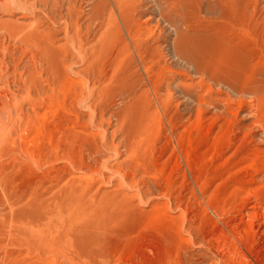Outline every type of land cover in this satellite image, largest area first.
Listing matches in <instances>:
<instances>
[{
	"label": "rangeland",
	"instance_id": "obj_1",
	"mask_svg": "<svg viewBox=\"0 0 264 264\" xmlns=\"http://www.w3.org/2000/svg\"><path fill=\"white\" fill-rule=\"evenodd\" d=\"M1 1L0 264H264V0Z\"/></svg>",
	"mask_w": 264,
	"mask_h": 264
},
{
	"label": "bare ground",
	"instance_id": "obj_2",
	"mask_svg": "<svg viewBox=\"0 0 264 264\" xmlns=\"http://www.w3.org/2000/svg\"><path fill=\"white\" fill-rule=\"evenodd\" d=\"M62 1H64V0H62ZM116 1V0H115ZM120 2L119 3H122L123 4V6H128L129 5V2H130V0H119ZM155 1V0H154ZM35 3V5L37 4V0H32V3ZM43 2V1H42ZM48 2H51L50 4V9H52L53 8V4H54V6H55V4H57V3H59V1L58 0H45V5L44 6H42L43 8H45V10H47V8H48V6H46V3H48ZM117 2H118V0H117ZM158 2H159V4H160V6L162 7V9H163V11L162 12H160V13H162V15L164 16V15H166L168 18H170V21H171V23H172V21L173 20H175V19H177V21H179V23H181V25H183L184 27H188V26H190L192 23H198V27L196 28V34H193V35H195L194 37H193V39H196V41L194 42V43H192V44H194V47H196V48H204V47H208V46H210L209 44H212V40H216V39H218L217 37H215V34H208V35H206L207 34V32H206V34L203 36V34H201V33H203L204 31H203V28L206 26V25H204V23H205V20H209V18H207V17H209V15H211V14H214L215 16H217V17H220V18H231V17H233L234 15H236V14H238L237 12H240L242 9L243 10H245V12L246 11H248V7H249V5L251 4V2H252V0H158ZM33 3V4H34ZM118 3V4H119ZM0 4L1 5H4V2H0ZM43 4V3H42ZM133 4V3H132ZM131 4V5H132ZM135 5H137V3H134ZM155 4H156V2H155ZM21 5L22 6H24L23 5V3H21ZM130 6V5H129ZM40 7V6H39ZM140 9L137 7L136 8V6L134 7V8H136V10L137 9H139V11L142 9V5H140ZM123 7H122V5H121V9H122ZM130 8H131V6L129 7V8H124L125 10H126V12H125V14L127 13V11L128 10H130ZM158 8V7H157ZM124 9L122 10L123 11V14H124ZM133 9V8H132ZM54 10V9H53ZM242 10V11H243ZM134 11V10H133ZM157 11V10H156ZM51 12H52V10H51ZM142 12V11H141ZM140 12V13H141ZM122 13V12H121ZM128 13H131V11H129ZM127 13V14H128ZM134 13V12H133ZM132 13V14H133ZM137 13V12H136ZM135 13V14H136ZM159 13V14H160ZM169 13V14H168ZM124 14V15H125ZM132 14H128V15H131L132 16V18H135V17H133V16H135V15H132ZM146 14V13H145ZM142 15H144V14H142ZM130 16V17H131ZM172 16V17H171ZM214 16V18H216ZM20 17V16H19ZM137 17V16H136ZM149 19H150V14H148V16H147ZM165 17V16H164ZM235 17V16H234ZM125 18V17H124ZM127 18V17H126ZM146 18V17H145ZM163 17H161V19H162ZM128 19H129V17H128ZM137 19V18H136ZM159 19V18H158ZM165 19H167L166 17H165ZM165 19H163V20H165ZM216 19H219V18H216ZM20 20V19H19ZM137 20H139V18L137 19ZM152 20V19H151ZM150 20V21H151ZM168 20L169 19H167L166 21L168 22ZM127 21V20H126ZM135 21V20H134ZM134 21H133V23H134ZM149 21V22H150ZM210 21H211V18H210ZM237 21V20H236ZM22 22V21H21ZM20 21H16V22H14V23H11V28H9V26L7 27V26H5V25H0V30H3L4 31V33H5V40H3L4 41V43H3V41H1L0 42V49H1V51H4L6 48V46L8 45V43H7V45L5 46V41H6V38L8 37L9 39H13V41L15 40H17V39H19L18 37H20V36H18L22 31H24L23 30V28L22 27H24V26H22L24 23H21ZM128 22V21H127ZM137 22V21H136ZM148 22V23H149ZM166 22V23H167ZM128 23H131V21L130 22H128ZM132 23V24H133ZM170 23V24H171ZM212 23V22H211ZM27 24V23H26ZM35 24V23H34ZM131 24V25H132ZM159 23L157 22V25H158ZM173 24H175L176 25V23L175 22H173ZM172 24V25H173ZM207 24V23H206ZM230 24V23H229ZM29 25V24H28ZM209 25V24H208ZM22 26V27H21ZM34 26V28L32 29L31 28V30H30V32L29 33H27L26 35L27 36H25V37H27V38H29V40L31 39V37H35L34 35L35 34H38L39 33V31L37 32V31H35V29L37 28V27H35V25H33ZM130 26V25H129ZM159 26V25H158ZM157 26V27H158ZM191 26H193V25H191ZM195 26H197V25H195L194 24V27ZM221 26V25H220ZM193 27V28H194ZM208 27V26H207ZM206 27V28H207ZM218 27H219V25H218ZM213 28V27H212ZM205 29V28H204ZM210 29V28H209ZM38 30H39V28H38ZM41 30V29H40ZM194 30V29H193ZM207 30V29H206ZM213 30V29H212ZM187 31V30H186ZM191 31V30H190ZM219 31V30H218ZM1 32V31H0ZM36 32V33H35ZM187 32H189V31H187ZM195 32V31H194ZM198 32V33H197ZM212 32V31H211ZM214 32V31H213ZM25 33V32H24ZM23 33V34H24ZM190 33V32H189ZM189 33H187V35L189 34ZM192 33V32H191ZM190 33V34H191ZM209 33H210V31H209ZM22 34V35H23ZM217 34V33H216ZM25 35V34H24ZM40 35V34H39ZM222 36V35H221ZM22 37H24V36H22ZM218 37H220L219 35H218ZM37 38H38V36H37ZM221 38V37H220ZM33 39V38H32ZM39 40H40V38H38ZM187 39V38H186ZM189 39V38H188ZM199 39V40H198ZM210 39H211V41H210ZM9 41V40H8ZM42 41V40H41ZM204 41V42H203ZM210 41V42H209ZM219 41H221V40H219ZM18 42V41H17ZM20 42V41H19ZM25 42V41H24ZM27 42V41H26ZM29 42V41H28ZM14 43H16V42H14ZM30 43V42H29ZM216 44H218L217 43V41L215 42ZM214 44V43H213ZM264 44V43H263ZM34 45V44H33ZM213 46V45H212ZM218 47V46H217ZM192 48H193V46H192ZM211 49V48H210ZM214 49V48H213ZM9 50H11V49H9ZM208 50V49H207ZM0 51V52H1ZM12 51H14V50H12ZM6 52V51H5ZM201 52V51H200ZM2 53H4V52H2ZM1 53V54H2ZM14 53V52H13ZM4 55V54H3ZM218 55V54H217ZM204 58V57H203ZM244 76V75H243ZM214 77V76H213ZM214 79V78H213ZM215 80V81H214ZM213 81L214 82H216V78L214 79ZM226 80V79H225ZM225 80H220V81H225ZM220 81L218 80V84L220 83ZM227 81V80H226ZM216 83V84H217ZM225 83V82H224ZM223 83V84H224ZM226 83H228V81L226 82ZM215 84V83H214ZM222 84V83H221ZM226 85V84H225ZM228 85H229V83H228ZM227 86V85H226ZM230 86H232V84L230 85ZM233 87L234 86H232L231 88L233 89ZM240 89V88H239ZM234 90H235V88H234ZM235 91H237V90H235ZM251 91V90H250ZM16 92V91H15ZM233 92V91H232ZM252 92V91H251ZM18 93V92H17ZM229 93V92H228ZM242 93V92H241ZM202 101V100H201ZM201 101H200V103H201ZM202 103H203V101H202ZM203 104H205V102L203 103ZM4 105V104H3ZM15 105V104H14ZM1 108H2V106L0 105V110H1ZM4 108H6V107H4ZM3 109V108H2ZM6 112H8V111H6ZM2 114V113H1ZM4 114V113H3ZM2 117H3V115H2ZM6 124H5V121H3V119L1 118V116H0V138L2 139V138H4L6 135H8L9 133L6 131ZM5 132H7V134H5ZM0 139V140H1ZM1 142V141H0ZM1 144V143H0Z\"/></svg>",
	"mask_w": 264,
	"mask_h": 264
}]
</instances>
